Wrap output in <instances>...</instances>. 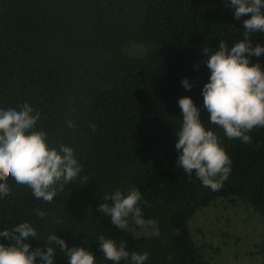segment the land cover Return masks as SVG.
Returning <instances> with one entry per match:
<instances>
[{
  "label": "trees",
  "instance_id": "16d2710c",
  "mask_svg": "<svg viewBox=\"0 0 264 264\" xmlns=\"http://www.w3.org/2000/svg\"><path fill=\"white\" fill-rule=\"evenodd\" d=\"M248 15L234 19L224 0H0V102L27 100L41 114L38 127L72 146L82 165L50 203L10 181V195L0 198V229L29 221L40 238L56 232L69 247H88L96 264H112L96 245L100 234L147 252L145 264H213L190 221L218 201L264 218V128L242 143L209 125L232 161L228 179L211 191L177 167V101L191 96L207 121L202 48L242 39ZM252 40L264 44V33ZM251 62L264 67V55ZM129 187L141 192L143 222L153 233L118 229L98 211L106 192ZM36 208L47 215L37 217ZM30 243L45 248L35 238ZM260 254L264 261V246ZM54 261L67 264L59 250Z\"/></svg>",
  "mask_w": 264,
  "mask_h": 264
},
{
  "label": "clouds",
  "instance_id": "9594fccd",
  "mask_svg": "<svg viewBox=\"0 0 264 264\" xmlns=\"http://www.w3.org/2000/svg\"><path fill=\"white\" fill-rule=\"evenodd\" d=\"M224 4L236 20L250 14L242 21V39L231 45L220 40L214 51L202 48L209 72L201 88L202 107L208 119H201V107L191 96H183L177 101L180 117L174 129L177 167L189 177L194 175L211 191L219 190L228 179L232 161L218 133L209 125L222 130L227 139L242 143L251 142L249 133L254 128H264V67L251 62L252 57L264 55V44H253L252 40L254 33H264V0H224ZM181 83L186 90L193 87L187 77ZM40 116L27 100L0 102V198L10 195L13 181L30 189L35 199L50 203L81 173L82 165L74 148L51 140L47 131L38 127ZM103 200L97 209L116 228L125 229L129 217L137 224L143 222L144 201L136 187L116 188L106 192ZM34 214L41 219L47 215L41 208H36ZM33 238L43 241L45 248H32ZM97 241L104 260L112 264H145L148 259L147 252H130L123 240L100 234ZM57 250L63 253L67 264H96L97 257L88 247H69L56 232L40 238L29 221L0 229V264H55Z\"/></svg>",
  "mask_w": 264,
  "mask_h": 264
},
{
  "label": "rangeland",
  "instance_id": "374dc122",
  "mask_svg": "<svg viewBox=\"0 0 264 264\" xmlns=\"http://www.w3.org/2000/svg\"><path fill=\"white\" fill-rule=\"evenodd\" d=\"M190 221L192 237L203 246L213 264H264V218L250 207L218 201L195 214ZM135 235L154 232V226L133 219L127 224Z\"/></svg>",
  "mask_w": 264,
  "mask_h": 264
}]
</instances>
